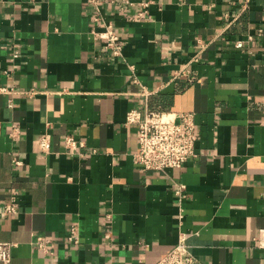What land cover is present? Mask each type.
<instances>
[{
  "label": "crops",
  "instance_id": "0c3cea01",
  "mask_svg": "<svg viewBox=\"0 0 264 264\" xmlns=\"http://www.w3.org/2000/svg\"><path fill=\"white\" fill-rule=\"evenodd\" d=\"M104 23L120 56L95 36ZM145 106L193 113L181 168L132 162L125 114ZM66 135L85 145L68 152ZM182 235L195 264H264V0H0L8 264H155Z\"/></svg>",
  "mask_w": 264,
  "mask_h": 264
},
{
  "label": "built area",
  "instance_id": "2783aa9c",
  "mask_svg": "<svg viewBox=\"0 0 264 264\" xmlns=\"http://www.w3.org/2000/svg\"><path fill=\"white\" fill-rule=\"evenodd\" d=\"M246 1V0H245ZM142 10L148 6V1L142 2ZM146 11V9H144ZM140 15V12L138 13ZM97 18H95L96 20ZM103 30L95 33V36L102 38L104 49L112 56H120L122 41L111 23H104ZM241 40L235 42V47L242 48ZM129 68L132 69L131 66ZM187 72L180 70L175 72L173 78L184 75ZM187 80L190 81L188 73ZM194 116L192 112H172L161 109L132 108L125 114L124 123L134 126L136 129V149L131 153V160L144 171L165 172L170 169H178L184 164L188 157L195 153ZM17 130L13 126L12 133ZM41 152L49 151V139L46 135L40 136L37 140ZM64 145L68 152L74 153L79 147L85 144L75 139L72 135H66ZM12 164L18 166L20 160L12 157ZM183 185L176 183L175 194L180 198ZM13 199V198H12ZM16 208L12 202H6L3 206L5 213H13ZM67 240L77 243L75 227L69 229ZM36 247L43 253L51 250L53 243L49 238L37 236L34 240ZM11 242H0V262L8 264L11 258ZM155 264H195V257L190 246L186 243L184 236L178 237L177 242L167 250Z\"/></svg>",
  "mask_w": 264,
  "mask_h": 264
}]
</instances>
